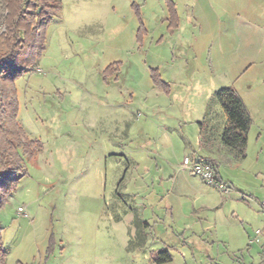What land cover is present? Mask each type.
I'll return each mask as SVG.
<instances>
[{
    "label": "rangeland",
    "instance_id": "rangeland-1",
    "mask_svg": "<svg viewBox=\"0 0 264 264\" xmlns=\"http://www.w3.org/2000/svg\"><path fill=\"white\" fill-rule=\"evenodd\" d=\"M143 1L59 0L42 55L15 80L18 120L42 149L0 210L6 264H156L161 252L240 264L256 224L207 209L218 190L188 187L190 155L169 139L181 121L193 141L212 92L264 80V0H161L145 22ZM136 217L150 226L140 238Z\"/></svg>",
    "mask_w": 264,
    "mask_h": 264
},
{
    "label": "trees",
    "instance_id": "trees-1",
    "mask_svg": "<svg viewBox=\"0 0 264 264\" xmlns=\"http://www.w3.org/2000/svg\"><path fill=\"white\" fill-rule=\"evenodd\" d=\"M59 12V0H0V26L5 29L0 33V210L15 193L19 179L25 175L26 163L42 149L38 141L29 139L18 120L15 80L28 72L24 64L31 67L42 55L46 28ZM151 79L154 84L158 81L154 75ZM251 124L249 114L234 89L224 87L209 99L203 121L197 126L201 143L205 144L208 139L218 140L232 159L240 162L245 158ZM208 162L215 171V180L221 182L215 162L210 159ZM143 228H148L147 223L136 217L129 231L140 238ZM2 230L0 224V264H6ZM151 255L156 264L172 260L167 252Z\"/></svg>",
    "mask_w": 264,
    "mask_h": 264
},
{
    "label": "crops",
    "instance_id": "crops-1",
    "mask_svg": "<svg viewBox=\"0 0 264 264\" xmlns=\"http://www.w3.org/2000/svg\"><path fill=\"white\" fill-rule=\"evenodd\" d=\"M160 1L161 0H151L148 1V4H145L147 1H143V5L141 6V11H144L142 14L143 22L146 20L144 18L145 12L150 14L154 13V7L159 11L162 10L161 6L163 1H161V3ZM173 5L175 6L176 3L173 2ZM164 19L166 20L165 16L163 20ZM148 20L149 22H151V20L153 21L150 17H148ZM184 61L187 62V59ZM181 64H184V62H181ZM244 71H249V68H246ZM244 82L246 83V81H240L239 84L231 87L241 99L252 122L247 134L245 158L242 161H234L231 154L221 146L218 140L208 139L205 144L201 143L198 126L196 137L193 138L192 141V138H189L185 130L180 127L181 121L177 122L179 130L174 134L176 137L174 135L173 139L170 137L171 140L169 139V142H171V148H175L176 145L179 148H184L186 153L190 155L189 157L192 161L202 162L204 161L203 159L208 158L215 162L218 178L221 183L226 185L229 192L227 194H222L218 191L219 196L217 199L214 196L215 202L211 204V207L206 208L218 210L219 207L229 204L230 209H232L231 214L233 218L240 224H243L245 222L244 220H247L241 213H248L247 217L256 224L257 228L255 230L261 229L262 231L259 243H250L254 238L252 232L249 235L247 234V245L244 251L238 249L234 251V253L239 254L241 258L240 264H243V254L246 256L248 264H255L256 260H258V264H264V213L260 209V202L264 200V80H255V82L248 87L249 92ZM213 93L214 92L203 100V114L201 120L196 122V124L203 121L207 102L212 97ZM165 96L173 99L176 97L172 93V90ZM171 107H173V105ZM134 161L137 162L136 160ZM190 176L191 179H188L187 183L188 187L192 190L198 186L195 179L197 177ZM137 187H140L138 183ZM131 195L135 196L136 194ZM211 196L213 195L209 194L203 198L208 201ZM144 222L148 224V221ZM253 247H255V249ZM253 250L256 251L252 253Z\"/></svg>",
    "mask_w": 264,
    "mask_h": 264
},
{
    "label": "built area",
    "instance_id": "built-area-1",
    "mask_svg": "<svg viewBox=\"0 0 264 264\" xmlns=\"http://www.w3.org/2000/svg\"><path fill=\"white\" fill-rule=\"evenodd\" d=\"M181 167L182 169L187 170L190 175L199 178L205 185L216 188L220 193L227 194L229 192V189L223 183L215 180V171L213 169V166L209 162H195L188 157H184L181 163ZM260 209L264 213V200L260 202ZM17 212L19 214L24 213V207H19L17 209ZM253 234L254 238L250 241V243H258L262 231L255 230Z\"/></svg>",
    "mask_w": 264,
    "mask_h": 264
}]
</instances>
